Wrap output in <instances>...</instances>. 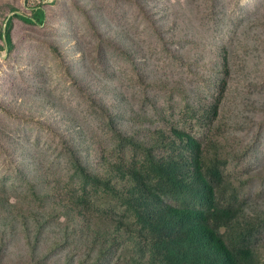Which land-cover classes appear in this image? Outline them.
Listing matches in <instances>:
<instances>
[{
	"label": "rangeland",
	"instance_id": "374dc122",
	"mask_svg": "<svg viewBox=\"0 0 264 264\" xmlns=\"http://www.w3.org/2000/svg\"><path fill=\"white\" fill-rule=\"evenodd\" d=\"M38 4L44 24L14 17ZM9 19L0 264H113L90 216L62 200L78 186L72 154L94 173L110 168L118 133L153 144L174 127L223 161L216 200L264 264V0H0V34Z\"/></svg>",
	"mask_w": 264,
	"mask_h": 264
},
{
	"label": "trees",
	"instance_id": "16d2710c",
	"mask_svg": "<svg viewBox=\"0 0 264 264\" xmlns=\"http://www.w3.org/2000/svg\"><path fill=\"white\" fill-rule=\"evenodd\" d=\"M14 17L42 25L46 11L38 4L31 16ZM0 35L1 48L12 51V19ZM160 132L165 139L159 134L153 144L118 133L112 158L103 155L110 168L94 173L72 154L78 186L64 191L62 200L90 216L88 235L102 244V257L113 264H258L245 242L250 229L237 226L233 239L235 210L216 200L223 161L216 155L207 163L208 152L189 130L174 127L172 139ZM223 226L233 229L225 233Z\"/></svg>",
	"mask_w": 264,
	"mask_h": 264
}]
</instances>
